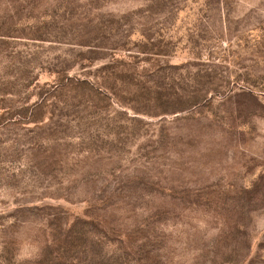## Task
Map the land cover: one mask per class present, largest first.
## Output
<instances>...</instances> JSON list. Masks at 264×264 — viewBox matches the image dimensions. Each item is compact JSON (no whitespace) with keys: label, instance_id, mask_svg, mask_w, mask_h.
I'll list each match as a JSON object with an SVG mask.
<instances>
[{"label":"rangeland","instance_id":"374dc122","mask_svg":"<svg viewBox=\"0 0 264 264\" xmlns=\"http://www.w3.org/2000/svg\"><path fill=\"white\" fill-rule=\"evenodd\" d=\"M0 264H264V0H0Z\"/></svg>","mask_w":264,"mask_h":264}]
</instances>
